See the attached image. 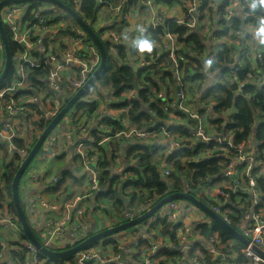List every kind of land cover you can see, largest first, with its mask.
I'll return each instance as SVG.
<instances>
[{"label": "built area", "instance_id": "2783aa9c", "mask_svg": "<svg viewBox=\"0 0 264 264\" xmlns=\"http://www.w3.org/2000/svg\"><path fill=\"white\" fill-rule=\"evenodd\" d=\"M57 1L86 24L81 18V0ZM93 1L94 19L90 29L102 44L109 43L104 49L105 56L111 54L117 59L122 48L125 54L121 59L122 68L146 71L155 67L171 72L176 84L175 95L162 91L152 100V105L162 103L164 119H157L150 103L145 104L146 113L157 126L152 123L139 128L126 115L121 116L131 107L135 91L126 89L116 98L112 91L94 81L91 88H95L97 94L87 91L73 104L48 134L36 156L41 161H49L61 154L78 177L77 195L63 198L56 207L46 200L50 187L40 181L39 174L25 171L23 181L18 184L33 234L44 248L57 253L67 251L92 234L107 229L95 228L100 223L95 225L93 217L88 215V203H93L97 217L112 221L108 227L111 228L143 215L157 202V197L145 196L141 202L130 204L131 194L139 191L123 186L130 175L123 170L126 162L121 163L115 155L110 173L111 178H117L113 183L117 199L96 203L92 197L101 187L102 176L98 147L105 148L117 140L128 148L134 144L156 146L158 170L163 178H169L173 172L170 156L181 150L194 151V144L201 142L223 146L226 153L232 149L236 156L221 173L220 184H210V180L204 179L195 185L182 176L181 193L204 203L230 227L238 216L226 191L239 193L237 196L241 198L235 200L240 212L238 232L248 245L241 244L237 252L234 248L237 240L233 238L223 244L216 234L202 235L198 226L210 225L213 220L187 200L170 201L140 225L65 258H47L22 238L13 212L11 190L5 187L10 168L19 167L49 122L100 65L98 48L73 18L50 3L25 1L5 6L0 11L1 24L17 48L11 58V73L0 85V264H160L162 261L164 264H206V257L212 264H264V258L254 250L264 255V207L260 205L261 191L256 188V179L264 176L263 151L250 137L233 145V134L226 129L233 124L232 109L224 112L229 120L224 129L217 132L213 124L218 118L213 112L217 105L205 106L200 93L187 92L189 87L199 83L194 78L193 59L215 55L221 47L234 48L235 60L223 72L222 69L211 71L205 64L201 72L207 80L220 87L237 82L238 95L250 83V78L252 83L264 86L262 71L245 81H237V72L244 71L247 64L256 68V63L264 57V20L259 26L252 23L253 19L264 15V0H216L210 1L204 9L203 0ZM168 21L185 28L187 34L198 33L203 37L205 53L185 50L166 28ZM236 22H240V27L234 26ZM4 61L0 39V74ZM186 63L192 67L184 69L182 65ZM34 69L38 70L44 88H34L29 83L28 76ZM184 72L189 74L185 83ZM166 88L171 92L168 82ZM80 103L95 104L93 112L83 113V109L89 110L87 107L77 109ZM119 104L123 105L121 109L117 108ZM260 116L264 119V114ZM104 118L120 122L121 129L110 126ZM187 119L190 121L184 126L182 121ZM177 127L187 131V135L177 134ZM71 132L77 135L75 142H71ZM19 139L24 142L22 147L15 145ZM210 154L212 152L198 154L194 159L199 161ZM30 186L38 188L28 191L25 197L24 189ZM114 201L122 203V208ZM165 227L174 236L172 240L168 235L165 238L160 235ZM164 252L173 255L168 257ZM238 256L240 262H237Z\"/></svg>", "mask_w": 264, "mask_h": 264}, {"label": "trees", "instance_id": "16d2710c", "mask_svg": "<svg viewBox=\"0 0 264 264\" xmlns=\"http://www.w3.org/2000/svg\"><path fill=\"white\" fill-rule=\"evenodd\" d=\"M1 1L4 0H0V2ZM210 1L214 2L216 0H203L202 8H206ZM81 3L83 4V16H81V18L83 20L84 18H89L93 21L94 1L81 0ZM263 20L264 15L253 19L252 23L255 26H259ZM234 26L240 27V22H236ZM88 27L90 28L89 25ZM166 28L177 37V40L183 45L185 50L188 49L187 51H194L198 54L205 53L206 46L203 44V37H201L198 33L187 34L186 29L174 21H168ZM3 29L5 36L7 37L10 55L12 58L17 48L10 39L8 30L5 27H3ZM107 44L109 43L105 42L103 44V49H106ZM235 57L236 51L234 48L221 47L215 55H210L205 58H194L193 64L196 68V75L194 78L197 79L199 83L196 87H189L187 92L190 95H194L196 92L200 93V100L205 106H209V103L207 102L208 99H212L217 102V106L213 108V112L218 117L213 123L217 132L224 129L225 123L229 120V118L225 116L224 112L232 109L233 114L230 118L232 119L233 124L226 126V129L233 134V145H238L250 137L255 145L263 151L262 157L264 158V119L260 116L261 114H264V86H259L255 84V82L252 83V78H250V76H253L256 72H264V57L261 61L256 63V68H251L250 64H247L244 71L237 72V81L241 82L250 78V83L246 84L242 88L241 95L236 93L237 82H230L223 87L214 86V84H212L211 88H208L209 82H207V79L201 72L205 64L209 65L211 71H220L221 69L222 72L226 71L228 69L226 66L231 65L234 62ZM118 58H125L122 48L119 49ZM106 61L111 62L109 55L106 56ZM182 66H185L184 69H188L189 67H192V64L186 63ZM154 68L155 67L148 68L146 71H134L122 67H115L107 76H102L103 73H100L96 79L98 81L99 76H102V86L106 90L112 91L116 98H119L120 94L126 89L135 91V99L130 104L131 107L126 114H122L121 116L126 115L129 121L132 122L133 125H137L139 128L148 127L152 123L154 126H157L156 122H154V120L150 118V115L146 113L144 108L145 104L150 103V109L154 111L157 119H164L166 116L163 111L162 103L158 101L152 105V100H154L162 91H166L173 96L175 95L176 84L172 73L165 71L162 68ZM11 70L12 68H10L9 73H11ZM188 76L189 74L184 72L185 80L183 83L187 82ZM28 80L34 88H44V82L39 80L38 70L34 69L29 74ZM166 82H168L172 87L171 92H169L166 88ZM132 83L136 84L138 88L137 90L131 86ZM193 88H196V90ZM85 107L89 110L83 109ZM94 107L95 104L84 105L83 103H80L77 105V109H83V113L93 112ZM122 107V104L117 106L118 109H121ZM258 118H260L261 121H259ZM103 121L108 122L110 126L121 129L120 122H116L110 118H104ZM175 130L177 134L181 135V137L186 136L188 133L178 127ZM15 145L17 147H22L24 142L19 139L15 141ZM194 148V151L181 150L174 152L172 156H170L173 172L169 178H163L158 170L156 158L158 149L156 146L149 148L147 146L134 144L128 148L124 147L123 142L118 140L109 144L105 148L104 146H100L97 148L102 170L100 186L107 190L105 192L95 193L92 199L96 203H98L99 200L111 201L113 199H117V193L113 190V183L115 181L117 182V178H111L110 173V168L113 166L112 162L115 155H117L121 161L126 162V164L129 165V168L125 170V172L130 175V180L125 181L123 186L125 185L132 189H138L139 191L131 194L132 199L130 200V204H133L136 201L141 202L145 196H149L150 198L155 196L157 197V202L153 205L155 206L159 201L168 195L183 192L180 181L182 176L188 177L193 183H195V185L199 184V181L204 179L210 180V184H220L222 179L221 173L227 169L230 160L236 156V152L232 149H228V153H226L223 146L214 145L213 143L194 144ZM207 152H212V154L205 159L195 161L194 158L198 154H204ZM132 162L135 163L131 164ZM17 169L18 168L16 167L10 168L5 184L8 191L11 190L10 188L13 176ZM256 188L261 191L262 198L260 205L264 207V176L256 179ZM52 190L56 191L57 188H49L48 191ZM226 192L229 194L231 205L235 209L238 216L232 220L230 225L231 228L238 231L240 226V212L236 207L235 200L241 198V196H237L239 193H232L230 191ZM238 192L241 193V191ZM114 202L117 206L122 208V203L117 201ZM20 203L24 209V205L21 200ZM13 212L15 214L14 208ZM17 225L20 226L19 222ZM198 229L204 236L216 234L223 244H226L232 239L227 231L220 228L213 221L210 225H199ZM160 232V235L163 238L168 235L172 240L174 237L170 232H168L167 227ZM34 235L36 236V234ZM22 238L26 239L24 235H22ZM240 247H242L241 243L238 241L234 242V248L237 252H239ZM164 254L168 257H172L173 255L169 252H164ZM12 255L14 254L12 253ZM240 258L241 257L238 256L237 262H240ZM160 264H164V261ZM206 264H212L208 257H206Z\"/></svg>", "mask_w": 264, "mask_h": 264}, {"label": "water", "instance_id": "95a60500", "mask_svg": "<svg viewBox=\"0 0 264 264\" xmlns=\"http://www.w3.org/2000/svg\"><path fill=\"white\" fill-rule=\"evenodd\" d=\"M25 1H41V2H47L52 5H55L59 7L63 12H65L67 15H69L71 18H73L87 33L89 39L96 45V47L99 50L100 53V65L95 70V72L90 76L88 81L85 83V85L73 96L71 100L67 102L65 107L60 111V113L52 119L47 127L44 129L38 140L35 142L31 150L28 152L22 163L19 165L18 169L16 170L12 184H11V199H12V205L15 211V214L18 218V222L20 224L21 231L23 235L25 236L26 240L32 244L35 249L42 254L43 256L50 258V259H59V258H65L72 256L73 254L77 253L78 251L87 248L88 246L100 241L108 239L109 237L121 232L128 230L130 228H133L134 226H138L141 223L145 222L150 216H152L160 207L167 204L170 201L174 200H187L196 207H198L200 210H202L208 217H210L215 224H217L220 228L227 231L230 236L240 242L242 245L247 246L248 242L247 240L236 230L225 224L218 216H216L204 203L199 201L198 199L194 198L193 196H190L188 194L184 193H174L170 194L167 197L163 198L161 201H159L155 206H153L150 210H148L146 213H144L141 216H138L134 220L124 222L117 224L111 228L104 229L100 232H97L95 234H92L87 239H85L83 242L77 244L73 248L63 251V252H52L46 248H44L39 240L35 237L33 234L30 225L27 221V217L25 215L24 209L20 203L19 200V191H18V184L21 180V177L25 173L26 169L29 167L30 163L36 158L38 151L40 150L41 145L43 144L44 140L48 136V134L55 128V126L58 124V122L61 120L63 115L68 112V110L75 104L76 101L80 99L81 96L85 95L87 91L91 88L93 82L97 79L98 75L101 73V71L105 68L106 65V56L103 49V44L99 41L97 35L86 25L83 23V21L73 12L71 9L63 5L61 2L57 0H4L0 2V11L3 7L16 4L20 2ZM0 39L3 44L4 48V55H5V61H4V68L0 74V85L5 81L9 74L10 65H11V56H10V50L8 46L7 37L5 36L4 29L1 24L0 20ZM205 74V73H203ZM131 86L137 90V86L135 83H132ZM194 124H197L196 120H192ZM201 143V142H200ZM149 148H152L153 146L149 145L147 146ZM129 168L128 164H124L123 170H127ZM112 172V169H110ZM107 189H104L102 187L99 188L98 192H105ZM257 253H259L263 258L264 255L260 253L257 249H254Z\"/></svg>", "mask_w": 264, "mask_h": 264}, {"label": "crops", "instance_id": "0c3cea01", "mask_svg": "<svg viewBox=\"0 0 264 264\" xmlns=\"http://www.w3.org/2000/svg\"><path fill=\"white\" fill-rule=\"evenodd\" d=\"M205 76V75H204ZM206 78V76H205ZM212 80V79H211ZM207 82H210L207 80ZM190 120H184V126ZM71 142H75L77 140V135L74 132H71ZM124 145V144H123ZM125 147V145H124ZM123 161H121L122 163ZM30 170L36 174H39L40 181L43 184H47L50 188H57L56 191H48L45 198L48 202L52 205L60 206V202L63 198L67 196H75L78 193V177L77 175L71 170L70 164L65 161V158L60 154L56 156L54 159L49 161H41L38 158L34 159L30 163ZM56 180V181H55ZM40 187V185H38ZM37 189L36 186H30L28 189H24L25 197L28 194V191L31 189ZM88 215L92 216L95 220L94 224L96 225L97 222L100 223V226H96V229L101 228H108L111 226L112 221L106 217V219L102 218V216L97 217L93 211V203H88ZM136 231H134V235Z\"/></svg>", "mask_w": 264, "mask_h": 264}, {"label": "rangeland", "instance_id": "374dc122", "mask_svg": "<svg viewBox=\"0 0 264 264\" xmlns=\"http://www.w3.org/2000/svg\"><path fill=\"white\" fill-rule=\"evenodd\" d=\"M73 9L75 11H77V9H75V8H73ZM84 20H85L86 24H88L92 28V21L89 18H86V19L84 18ZM104 43L105 42H103V44ZM106 49H107V46H106ZM107 53H108V51H107ZM108 55H109L110 60H111L112 63L110 61H106L105 68L101 72V73H103L102 76H107L110 71H112L115 67H120V64H121V59L120 58L115 59L113 55H111V54H108ZM102 76H99L98 81L96 80V82L99 83V85H102L103 84L102 83V79H103ZM212 84H213L212 82H209L208 88L209 87L211 88ZM88 94L96 95L97 94L96 93V89L95 88H91L88 91ZM207 102L209 103V106H213V105H216L217 104V102H215L212 99H208ZM156 158H157V156H156ZM28 171L31 172L30 166L26 169V172H28ZM21 181H23V180H21Z\"/></svg>", "mask_w": 264, "mask_h": 264}]
</instances>
